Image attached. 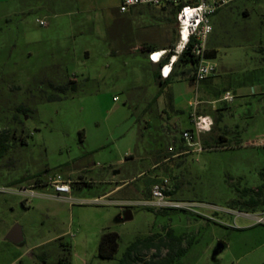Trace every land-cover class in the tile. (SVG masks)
Returning <instances> with one entry per match:
<instances>
[{"label":"rangeland","instance_id":"rangeland-1","mask_svg":"<svg viewBox=\"0 0 264 264\" xmlns=\"http://www.w3.org/2000/svg\"><path fill=\"white\" fill-rule=\"evenodd\" d=\"M120 4L0 0V264H129L136 244L169 230L187 248L175 264H264V224L243 215L264 211V147L253 144L264 140V94L236 96L248 83L264 92V0L222 8L208 43L216 75L186 97L180 91L176 111L166 112L155 102L165 86L118 35L132 29L140 41L167 42L174 19L165 36L151 6L131 25ZM227 92L232 99L221 100ZM187 98L215 122L201 153L183 136L195 130ZM220 134L228 139L215 141ZM179 146L190 153L174 157ZM56 176L72 182L73 203L54 197L47 182ZM165 180L167 199L184 208L157 205L152 190ZM25 186L37 196L12 191ZM15 225L21 245L5 238ZM104 232L119 235L111 259L99 256ZM143 243L130 264L168 252Z\"/></svg>","mask_w":264,"mask_h":264},{"label":"built area","instance_id":"built-area-1","mask_svg":"<svg viewBox=\"0 0 264 264\" xmlns=\"http://www.w3.org/2000/svg\"><path fill=\"white\" fill-rule=\"evenodd\" d=\"M236 0H121L119 11L127 13L130 9L138 6H174L176 12V22L178 27L179 39L175 47L169 51L153 52L150 54V61L153 63L161 64L165 57L170 52H173L170 57V69L166 72L168 65L162 66L161 77L167 79L171 72L173 65L178 62L179 57L190 47L193 55L197 60L195 70L192 74L194 84H199L208 77L214 75L217 70V64L212 61L208 55L209 38L213 32L211 17L216 14L220 9L230 5ZM41 26H47L45 21H39ZM232 99L230 92L224 96L225 101ZM190 105L194 109L192 113V120L195 130L192 132H185L184 138L191 141L190 146L194 150L201 153L205 150L203 146L202 137L213 130L215 125L214 119L209 114H200L197 111L199 101L196 99L191 100ZM254 145L264 147V140L254 142ZM54 190V197L60 200H66L73 203L70 196L72 193V182L63 179L62 176L50 178L47 182ZM15 194L29 201L37 196L33 187L25 186L17 190H12ZM153 197L157 199L159 207L169 208H184L180 203H174L167 199L166 196V180L164 185H156L152 190ZM124 207V206H123ZM254 225L264 224V211L257 213L243 214Z\"/></svg>","mask_w":264,"mask_h":264},{"label":"crops","instance_id":"crops-1","mask_svg":"<svg viewBox=\"0 0 264 264\" xmlns=\"http://www.w3.org/2000/svg\"><path fill=\"white\" fill-rule=\"evenodd\" d=\"M121 2V0H120ZM139 7V8H138ZM138 7H134L132 9H130L127 13H121L119 11V13L121 15H128V17H126L125 19V23H130L132 25L133 23H137L139 25V23L143 22L141 20V18L143 17V15L141 16V14H143V12L140 10V6ZM155 7V8H154ZM170 6H161V8H156V6H151L148 9V13L150 15V17H154L155 19L161 20L163 21V34L166 36V34L168 35V28L167 25L171 24V23H166L167 19L168 22L171 18L174 19V22L172 24V35L170 37V39L167 40V42H158V41H153L151 39H144L142 41H140L139 39H136L135 36V32L131 29V30H127L124 29L120 32V34L118 35L120 40L122 41V44L125 48H129V50L131 51H135V52H142L145 56V61L147 62V64L150 66L151 70L153 71V75H155V78L157 79V81L159 82V84L161 86H165L164 90L161 91V93L158 94V96L155 99V102H158L162 105H164L163 107V112H166L167 110L170 111H176V107H177V96L179 95L180 91H183L182 94L186 96L190 95L191 91H192V85L194 84V81L192 79V74H193V69H191L190 66H187L183 63H175L173 65L172 68V72L170 74V76L167 79H164L161 77V69L162 66L164 65H168L170 64V57L169 55H167L168 57H165V59L162 61L161 64H157V63H153L150 61V54L153 52H166L169 51L171 49H173L175 47V45L178 42L179 39V34H178V27H177V22H176V9H170ZM154 8V9H152ZM160 9V10H157ZM161 12L163 13L162 16H156L154 13L156 12ZM166 13H168L166 15ZM227 15V12H222V9L219 10L216 14H214L211 17V22H212V26H213V31L215 26H217V23L221 22V20ZM209 48V47H208ZM209 52L211 55L215 56L216 51L215 49H209ZM110 55H116V53H110ZM260 67H264V61L263 63H261ZM218 68V66H217ZM170 69V65H168V67L166 68V72H168V70ZM262 70V68L258 69V71ZM217 73V72H216ZM216 75V74H214ZM212 75V76H214ZM237 93L236 96L238 97H252V96H259V95H263L264 92L262 91L263 89L261 88V86L259 84H254V83H248L245 85H241L236 87ZM225 96V95H224ZM224 96L221 100H224ZM187 104L190 106V102L191 98H187ZM185 100V101H186ZM198 111V109H197ZM216 111H220L218 108L216 109ZM192 117V114H191ZM218 121V120H217ZM218 122H216V125ZM149 125V123H148ZM230 127H227V125H225V132L230 131ZM218 136H222L224 138L228 137L223 134H220ZM215 139V138H214ZM190 152L184 147V146H179V149L177 151H175V154L173 155L174 157L177 156H182V155H186L189 154ZM166 160V159H165ZM121 186H117L115 187L113 190L107 192L105 195H110V194H115L117 193V190L120 189Z\"/></svg>","mask_w":264,"mask_h":264},{"label":"trees","instance_id":"trees-1","mask_svg":"<svg viewBox=\"0 0 264 264\" xmlns=\"http://www.w3.org/2000/svg\"><path fill=\"white\" fill-rule=\"evenodd\" d=\"M177 12V10H176ZM173 52H170L168 55H172ZM209 55V54H208ZM177 63H183L187 66H190L191 69L195 70V66L197 64V60L192 53L191 48L189 47L180 57ZM215 141H226L222 136H216ZM44 181L42 179H38L36 184L42 185ZM259 193V192H258ZM260 200H258L259 202ZM158 238L156 236H151L141 243L136 244L135 249L131 251L127 258V263L135 261L138 256L137 249L140 247V244L143 243V248L150 249L152 247H156L159 252L163 247H166L168 252L164 258L159 260H154L148 262V264H175L178 260H180L186 253L187 248L182 246L181 238L175 236L171 230L167 232L166 238ZM119 247V235L115 232H104L101 238L100 246H99V256L103 259H111L115 256Z\"/></svg>","mask_w":264,"mask_h":264},{"label":"water","instance_id":"water-1","mask_svg":"<svg viewBox=\"0 0 264 264\" xmlns=\"http://www.w3.org/2000/svg\"><path fill=\"white\" fill-rule=\"evenodd\" d=\"M125 220H130L132 219V213L130 210H127L125 213ZM6 240L9 242L16 244V245H21L24 242V235L22 232V228L19 225H15L6 235ZM224 246L223 245H218L214 252L212 259L216 260L217 256L223 251Z\"/></svg>","mask_w":264,"mask_h":264}]
</instances>
